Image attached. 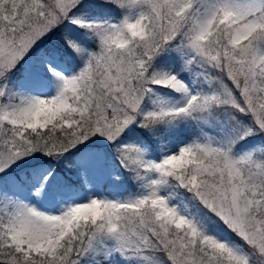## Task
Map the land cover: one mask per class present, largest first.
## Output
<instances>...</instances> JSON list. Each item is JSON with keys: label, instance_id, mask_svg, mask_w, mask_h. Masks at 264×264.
<instances>
[{"label": "snow or ice", "instance_id": "snow-or-ice-1", "mask_svg": "<svg viewBox=\"0 0 264 264\" xmlns=\"http://www.w3.org/2000/svg\"><path fill=\"white\" fill-rule=\"evenodd\" d=\"M0 264H264V0H0Z\"/></svg>", "mask_w": 264, "mask_h": 264}]
</instances>
